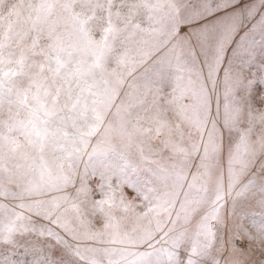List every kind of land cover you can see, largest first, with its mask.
Returning a JSON list of instances; mask_svg holds the SVG:
<instances>
[{
    "label": "rangeland",
    "instance_id": "rangeland-1",
    "mask_svg": "<svg viewBox=\"0 0 264 264\" xmlns=\"http://www.w3.org/2000/svg\"><path fill=\"white\" fill-rule=\"evenodd\" d=\"M0 264H264V0H0Z\"/></svg>",
    "mask_w": 264,
    "mask_h": 264
}]
</instances>
